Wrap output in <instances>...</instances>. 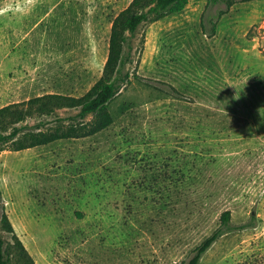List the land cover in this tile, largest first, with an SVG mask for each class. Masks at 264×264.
I'll list each match as a JSON object with an SVG mask.
<instances>
[{"label":"rangeland","instance_id":"rangeland-1","mask_svg":"<svg viewBox=\"0 0 264 264\" xmlns=\"http://www.w3.org/2000/svg\"><path fill=\"white\" fill-rule=\"evenodd\" d=\"M130 2L0 0V107L87 92ZM132 46L110 127L0 152V210L36 264H186L224 211L200 264H264V0H191Z\"/></svg>","mask_w":264,"mask_h":264},{"label":"trees","instance_id":"trees-1","mask_svg":"<svg viewBox=\"0 0 264 264\" xmlns=\"http://www.w3.org/2000/svg\"><path fill=\"white\" fill-rule=\"evenodd\" d=\"M190 1L131 0L112 19L102 75L87 92L81 96L43 94L0 107V152L48 145L58 140L90 137L110 127L114 117L109 106L122 87L130 82L126 65L131 61L133 40L140 28L168 15L181 13ZM212 32H215V28ZM164 90L170 95L177 92L171 85ZM61 109H76L78 112L70 115L66 124L62 122L64 118L55 117L56 125L44 130L47 124L42 118L53 116ZM88 117L90 119L86 120ZM31 118L39 119L36 125L26 123ZM235 229L230 222V211L222 212L219 225L193 248L186 264H200L202 255L211 245ZM2 233L10 235L11 241H7ZM0 264H36L15 234L3 209L0 210Z\"/></svg>","mask_w":264,"mask_h":264}]
</instances>
